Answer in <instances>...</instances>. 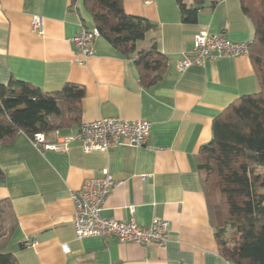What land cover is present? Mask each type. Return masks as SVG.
<instances>
[{"label": "crops", "instance_id": "crops-1", "mask_svg": "<svg viewBox=\"0 0 264 264\" xmlns=\"http://www.w3.org/2000/svg\"><path fill=\"white\" fill-rule=\"evenodd\" d=\"M183 1L200 6L194 22L182 20L177 0H123L126 13L155 24L136 49L154 47L166 57L161 78L146 86L135 55H122L100 35L95 55L85 64L75 62L71 37L80 23L93 27L82 0L76 2L78 12L70 0H0V83L13 77L44 92L75 83L84 89L80 123L120 116L151 124L144 145L108 152H83L77 140L66 150L44 149L23 132L0 147V199L9 202L17 222L5 250L18 264H233L219 251L197 155L211 139L213 119L239 96L259 91L260 84L248 55L221 56L183 72L175 64L200 31L241 41L252 39L253 26L240 0ZM34 15L42 17V34L32 29ZM78 126L44 133L45 139L60 141ZM103 168L117 184L102 215L133 218L139 225L168 220L164 245L114 236L75 238L71 192Z\"/></svg>", "mask_w": 264, "mask_h": 264}, {"label": "trees", "instance_id": "trees-1", "mask_svg": "<svg viewBox=\"0 0 264 264\" xmlns=\"http://www.w3.org/2000/svg\"><path fill=\"white\" fill-rule=\"evenodd\" d=\"M76 2L70 0L69 7L78 12ZM82 3L100 36L122 55H135L143 85L161 78L166 57L154 47L136 49L153 22L126 13L123 0ZM177 3L182 20L194 22L200 6ZM240 8L253 26L248 56L260 89L239 96L213 119L211 139L199 148L197 166L221 256L233 264H264V0H240ZM83 97V87L71 82L53 92L13 77L0 83V147L19 132L32 138L36 132L79 125ZM16 225L9 202L0 199V264H18L5 250Z\"/></svg>", "mask_w": 264, "mask_h": 264}, {"label": "built area", "instance_id": "built-area-1", "mask_svg": "<svg viewBox=\"0 0 264 264\" xmlns=\"http://www.w3.org/2000/svg\"><path fill=\"white\" fill-rule=\"evenodd\" d=\"M80 29L71 37L77 54L75 62L85 64L95 55L94 41L99 36L96 27L86 28L80 23ZM32 29L42 34V17L34 15ZM251 40L234 41L222 33L200 31L194 35L193 47L184 52L176 61L175 68L183 72L192 65H202L205 61L221 56L236 57L249 55ZM150 122L142 119L127 120L120 116H103L82 121L75 134L63 137L60 141L47 142L42 132L34 133L31 142L44 149L66 150L70 141L77 140L83 152H108L122 145L142 146L150 133ZM113 174L103 168L94 176L83 180L76 190L71 192L73 204L72 225L76 239L86 237L114 236L122 242H132L142 246L148 244L164 245L169 234V221L153 218L148 225H139L133 218L117 220L102 215L105 200L116 186ZM133 213V206H129ZM62 249L67 251L66 244Z\"/></svg>", "mask_w": 264, "mask_h": 264}, {"label": "rangeland", "instance_id": "rangeland-1", "mask_svg": "<svg viewBox=\"0 0 264 264\" xmlns=\"http://www.w3.org/2000/svg\"><path fill=\"white\" fill-rule=\"evenodd\" d=\"M83 11L85 12V14H88L87 12H86V10L84 9V7H83ZM84 18L87 20V18L84 16ZM90 20V19H89ZM89 20H87V21H89ZM227 236H229V233L227 234Z\"/></svg>", "mask_w": 264, "mask_h": 264}]
</instances>
